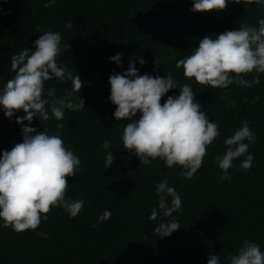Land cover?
Here are the masks:
<instances>
[{
  "label": "trees",
  "instance_id": "trees-1",
  "mask_svg": "<svg viewBox=\"0 0 264 264\" xmlns=\"http://www.w3.org/2000/svg\"><path fill=\"white\" fill-rule=\"evenodd\" d=\"M45 3L0 0V89L15 75L11 57L27 47L34 51L35 40L45 31H58L62 51L57 62L85 82L73 95L75 102L78 96L85 101L84 108L65 110L61 121L51 116L40 121L37 116L29 125L16 123L23 111L6 118L0 107V154L22 142L25 125L59 134L81 161L76 175L67 178L65 198L83 199L84 206L76 217L53 207L37 229L19 233L0 221V264H207L213 254L219 255L220 264H229L227 257L245 240L264 252V74L245 76L251 80L259 75L260 83L251 88L232 84L221 89L186 79L176 67V60L190 55L205 35L215 38L242 24L258 27L264 4L228 0L222 11L192 12V0H56L48 8ZM69 21L71 28L65 27ZM67 43L70 49L64 48ZM118 53L120 66L110 60ZM130 62H135L138 75L164 78L171 72L180 85L189 84L201 111L217 123L220 135L191 179L180 175V166L170 169L159 158L140 163L123 147V128L132 121L114 118L108 79L126 72ZM49 87L55 88L56 97L72 90L71 81L55 78L45 82V94ZM178 94V89L169 90L161 104ZM233 100L235 106H228ZM138 118L139 113L133 119ZM245 119L256 136L249 147L252 166L244 170L240 164L245 157L236 158L229 169L231 179L221 180L214 158L226 151L225 139ZM58 123L65 127L57 129ZM106 140L108 149L102 147ZM108 152L116 159L106 169ZM163 180L180 194L182 208L171 217L161 212L150 220L151 210L158 208L156 186ZM104 210L112 215L99 222ZM172 219L181 227L158 237L155 228Z\"/></svg>",
  "mask_w": 264,
  "mask_h": 264
},
{
  "label": "clouds",
  "instance_id": "clouds-1",
  "mask_svg": "<svg viewBox=\"0 0 264 264\" xmlns=\"http://www.w3.org/2000/svg\"><path fill=\"white\" fill-rule=\"evenodd\" d=\"M55 2L47 0L44 7H52ZM233 2L239 3L240 0ZM247 2L264 4V0ZM227 4L228 0H192L190 11H222ZM257 23L258 27L242 24L238 29L226 30L215 38L205 35L190 55L176 60V67L183 69L184 78L194 79L196 83L211 88L226 89L232 84L251 88L259 84V75L251 80L245 79L253 72L264 74V19ZM65 27H73L72 21ZM37 31H40L39 27ZM61 39L60 32L45 31L35 40L34 51L27 47L11 57V70L15 75L0 89V107L6 118L23 111V116L16 117V123L27 121L30 125L37 116L40 121H49L50 116L61 121L65 110L84 108L85 101L78 96V102H75L73 95L80 92L85 82L57 62L62 51ZM64 48L70 49V45L67 43ZM110 60L120 66L122 54L118 53ZM134 63L130 62L123 74H112L108 79V99L116 106L114 118L132 121L123 128L122 145L139 157L140 163L148 165L159 158L170 169L180 166L183 169L180 175L191 179L202 166L208 146L220 135L218 125L201 111L189 84L180 85L171 72L164 78L138 75ZM139 63L143 65L144 61L140 59ZM53 78L60 82L71 81L72 90L65 89L63 97H56L55 88L49 87L45 94V82ZM171 89H178L179 94L169 95L161 104V98ZM258 101L257 96L252 102ZM228 106L234 107L235 101H228ZM138 113L139 118L133 119ZM56 127L63 129L65 125L58 123ZM255 139L247 119L225 139L226 151L214 158L223 173L221 180L231 179L229 169L236 158L244 156L240 167L244 170L251 168L254 156L249 147ZM109 146L110 142L104 141L102 147L108 149ZM115 159L112 152H108L105 168L112 166ZM80 164L79 157L65 146L59 134H49L45 129L38 132L25 125L22 142L0 154L2 226L18 233L35 230L42 220L47 221V214L53 207H60L70 217H76L84 206V200L66 199L65 194L69 185L67 178L76 175ZM156 194L158 208L151 210L150 220L157 219L161 212L163 216L171 217L181 210V196L167 180L157 184ZM111 215L110 210H104L99 222ZM180 227L179 220L172 219L160 223L155 233L161 238L168 237ZM38 235L47 238L46 233ZM227 259L229 264H264V252L254 241L245 240L237 253ZM207 264H220L219 255H210Z\"/></svg>",
  "mask_w": 264,
  "mask_h": 264
}]
</instances>
